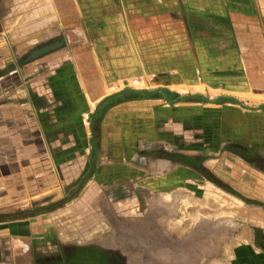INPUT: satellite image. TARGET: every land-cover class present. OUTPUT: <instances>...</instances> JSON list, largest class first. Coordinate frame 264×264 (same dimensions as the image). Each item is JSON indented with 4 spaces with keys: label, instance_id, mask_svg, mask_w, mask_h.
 Here are the masks:
<instances>
[{
    "label": "crops",
    "instance_id": "crops-1",
    "mask_svg": "<svg viewBox=\"0 0 264 264\" xmlns=\"http://www.w3.org/2000/svg\"><path fill=\"white\" fill-rule=\"evenodd\" d=\"M0 15L12 51L5 205L24 202L42 162L66 184L85 177L84 198L198 165L217 181L210 201L225 219L214 223H233L241 203L254 220L243 251L264 264V0H0ZM24 138L35 147L18 146ZM179 179L162 187L186 191ZM24 220L0 219V264H37L36 249L55 245L46 219Z\"/></svg>",
    "mask_w": 264,
    "mask_h": 264
},
{
    "label": "rangeland",
    "instance_id": "rangeland-1",
    "mask_svg": "<svg viewBox=\"0 0 264 264\" xmlns=\"http://www.w3.org/2000/svg\"><path fill=\"white\" fill-rule=\"evenodd\" d=\"M2 22L0 15V104H5V54L8 50L11 55L12 51L5 46ZM32 68L29 64L25 72H32ZM31 139L24 138L25 143L18 146L32 149L35 145ZM173 167L170 177L148 175L132 183L110 185L103 193L94 191L84 198L78 190L85 177L78 178L74 185L66 184L42 162V176L27 174L24 202L5 205L0 200V219L22 218L34 222L46 219L52 226L55 232L52 253L36 249L35 253H40L37 264L258 263L257 246L255 252L243 251V244L250 243L249 222H254L245 216L244 206L235 202L233 223H214L216 219H225L220 216V204L210 201V195L215 199L217 181L194 166L186 167L180 179L178 176L171 179L178 171L177 164ZM31 168L34 172V166ZM94 170L91 166L89 176L95 174ZM181 177L186 182V191L162 187L161 183L183 184L184 181L178 182ZM19 195L21 200L22 194L14 193L15 197Z\"/></svg>",
    "mask_w": 264,
    "mask_h": 264
},
{
    "label": "bare ground",
    "instance_id": "bare-ground-1",
    "mask_svg": "<svg viewBox=\"0 0 264 264\" xmlns=\"http://www.w3.org/2000/svg\"><path fill=\"white\" fill-rule=\"evenodd\" d=\"M25 221V220H24Z\"/></svg>",
    "mask_w": 264,
    "mask_h": 264
}]
</instances>
